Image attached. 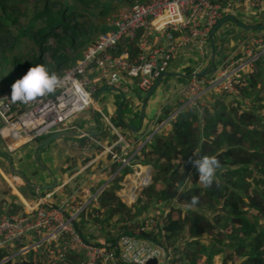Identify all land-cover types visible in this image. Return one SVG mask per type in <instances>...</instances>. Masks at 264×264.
Here are the masks:
<instances>
[{"label":"trees","instance_id":"trees-1","mask_svg":"<svg viewBox=\"0 0 264 264\" xmlns=\"http://www.w3.org/2000/svg\"><path fill=\"white\" fill-rule=\"evenodd\" d=\"M144 1L135 0L139 3ZM130 4H133V0H0V91H10L11 83L32 65L42 64L49 72L56 75L62 73L81 56L85 47L100 32L107 29L106 19L110 14L117 7ZM222 7L227 11L223 18L233 19L241 29H262L259 35L264 42L263 7L261 14H254L253 18L243 14L238 16L243 17L245 24L231 15L230 6L226 2H222ZM214 33L212 43L217 46L220 34L215 38ZM139 36L140 31L127 44L128 58L133 62H136L135 58L140 52ZM198 61L200 60L193 51H186L181 58H176L171 63L181 70L177 71V78L186 82L193 70L201 68ZM204 67L213 69L210 61L202 68ZM255 68L238 80L239 97L236 94L212 96L198 109H182L168 122L166 129L161 128L152 134L138 150L139 158L134 154L131 159L133 164L149 165L153 169L151 182L141 188L133 203L126 205L116 195L124 174L115 175L109 180L98 196L97 208L85 209L79 215L80 233L84 239H96L95 233L84 232L90 220L94 224L104 223L107 229L102 238L106 241H113L110 236L113 226L116 233H132L129 227L143 225L148 212L160 201L167 206V211L162 216L163 221L157 228L142 232L140 236L172 248V258L167 264H197L202 256L206 257V264H209L211 257L218 254L223 255L222 264H231L233 260H239V264H264V115L261 114L264 106L260 103L264 97L263 56L256 60ZM257 81H260L263 92L251 95L249 92L258 90ZM131 86L134 85L129 84L130 88ZM136 89L141 92L135 86L127 96L121 92V98L115 104L113 122L109 120L114 127H119L121 134L126 130L127 135L135 137L145 131L139 133L145 116V110L143 116H140V109L147 93L140 94L137 104L131 99L138 97L134 92ZM246 98L250 100L249 103L245 102ZM174 108L175 106L165 110L157 118V122L167 117ZM95 126L97 129L93 137L100 140L105 136L110 137L108 133H111L114 140L117 139L108 124L103 125L98 120ZM145 137L143 135L140 138L143 141ZM85 140L84 137L79 138V144L83 145ZM135 140L139 141L136 138L132 141ZM52 143L51 141L46 147H38L37 142L26 144L22 152L16 155L19 173L26 177V170L38 168L49 172L55 179V173L51 170L53 154L50 157L45 155L48 160L45 166L37 164L38 154L44 152L49 155ZM122 146L123 143H117L112 148L118 151ZM1 147L0 154L8 158L11 152ZM194 153L198 156H217V176H214L210 186L205 187L199 181L191 164ZM103 156L104 165L109 167V176L118 168L119 163L112 161L108 154ZM9 160L12 162V156H9ZM96 162L99 163L97 160ZM3 167L5 171H10ZM68 167L69 165L62 170L65 171ZM53 168L57 172V167ZM74 169L68 170V176L76 171ZM91 172L89 166L81 171L83 175ZM190 175L192 180L186 185ZM76 179L77 176L71 180V184ZM25 188L30 187L25 185ZM30 190L35 195L33 189ZM21 191L24 192L23 189ZM48 191L43 190L45 193ZM192 196L198 197L197 203H191ZM13 198L15 196L9 194L4 183L0 192V207L5 205V211L13 212ZM100 208L103 212H100ZM93 211L98 212L95 215ZM102 213L104 216L101 220ZM201 234L208 237L210 249L202 247ZM6 255L7 251L0 247V260ZM0 264L38 263L25 255L4 260ZM62 264H83V256L69 252Z\"/></svg>","mask_w":264,"mask_h":264},{"label":"built area","instance_id":"built-area-1","mask_svg":"<svg viewBox=\"0 0 264 264\" xmlns=\"http://www.w3.org/2000/svg\"><path fill=\"white\" fill-rule=\"evenodd\" d=\"M222 2L230 7L238 3L257 11L264 3L263 0H145L117 9L106 19L107 29L57 75L61 84L56 92L23 104L13 102L10 91H0L1 144L13 152L18 145L39 140L55 131L73 129L69 121L78 113L88 109L102 113L93 97L98 84L121 89L124 94L129 93V84L141 92H148L165 75L170 61L186 51L198 50L206 58L202 49L204 43L211 39L213 26L227 14ZM139 31L140 52L133 62L128 58L127 44ZM245 54L247 57L227 60L219 69L204 75L194 74L199 70H193L180 90L175 108L156 122L153 132L131 150L133 142L123 138L119 127H114L104 116L123 146L118 151L112 148L114 144L103 146L102 154L110 155L112 161L119 163L118 168L100 184L94 183V174L100 172L93 170L71 188L68 185L77 173L59 183L54 179L51 189L35 204H25L21 212L0 214V247L7 251L0 262L34 252L39 264H62L67 254L73 252L83 256V264H145L149 259H155L154 264H167L171 248L140 236L153 225L152 219L132 233H118L110 242L102 237L93 241L84 239L79 215L85 209L98 206L99 194L115 175L139 167L131 162L132 156L152 134L166 129L178 112L184 108L198 109L212 96L234 95L240 73L257 58V55L250 56L249 50ZM79 132L80 138L91 135ZM88 166L90 164L80 170ZM18 178L12 174L4 179L7 182V179L18 181ZM119 184L121 192L117 196L125 203L122 194L127 184ZM94 231L98 233L91 227L84 229L87 234Z\"/></svg>","mask_w":264,"mask_h":264},{"label":"rangeland","instance_id":"rangeland-1","mask_svg":"<svg viewBox=\"0 0 264 264\" xmlns=\"http://www.w3.org/2000/svg\"><path fill=\"white\" fill-rule=\"evenodd\" d=\"M135 3H139V2H135V0H133V4H135ZM140 3H142V2H140ZM130 5H132V4H130ZM130 5H124V6H130ZM122 7L123 6L117 7L116 10L110 14V16L112 14H114L117 11V9L122 8ZM241 8H243V10H241ZM263 8H264V3H263ZM261 10L260 11H257L256 9H250V8H246L245 6L244 7L243 6H239L238 3H235V4H233L230 7L231 15L232 16L235 15L242 22H243V17H238V16H241L243 14L244 16L253 18L252 15H254V14H257V15L258 14H261ZM243 23L245 24L246 22H243ZM222 29H224V34H223V36H220L219 35V39L221 38V40H220L221 41V44H225V46H223V45L220 46L221 44L220 45H217V46H213V44H212V42H213L212 40L213 39L212 38L211 39L208 38L205 41L204 46L202 48L204 50V53L206 54V58L202 57L200 55V53H199L198 50H194L193 52L195 54V57L198 60H200L198 62H199V65L202 68L203 66H207V64L209 62V57H210L212 48L215 47L216 52L214 50V54H218V55H216L217 56L216 57L217 60L214 59V62L213 63H210V66H213V69H219L218 67H221V65H223L225 62H227V60H230V59H238L240 57H247L248 54H245V52L247 50H249L250 53H251L250 56H253V55L256 56L257 55V58L253 61V63L251 65H249L244 71H242L240 73V77H239V79H240L243 74L245 75L251 69H256L255 68L256 67V60L260 56L261 57L262 56L264 57V42L260 38V35H261L260 32H262L263 30L262 29H258V28H254V27H251L249 29H241L239 27V25H237V24H235L233 22V19H227V20L223 21V23L216 28L215 33H214V35H215L214 37L215 38H217V35L221 33V30ZM236 36H237V39H234V37H236ZM224 40H228V41H224ZM231 40H233V41H231ZM220 41H219V43H220ZM227 42H228L229 45L226 47V45H227L226 43ZM183 55L184 54H182L179 58H181ZM172 61H170V63ZM171 65H172V63H171ZM171 67H172V69H171ZM215 67H217V68H215ZM201 68H196L195 70L198 71V70H201ZM202 69H205V67L202 68ZM167 70L168 71H166L167 72L166 75H164L162 77V79H161L160 83L158 84V86L153 89L152 94H151L150 98L147 101L148 106L151 108L150 110L153 112L151 114V116H150L151 118L149 117V113H148L149 112V108L145 105L146 108H145V116L144 117H145V119L147 121L152 120V123L154 121L153 126H151L150 125L151 123H150V124L147 125V127H145L143 129L145 131L143 133H141L140 136L139 135L137 136V138H139V141L136 142V140H135L136 143L133 141V144L130 145V150L133 149V148H135L137 144H140L142 142V139L140 137H143V135H146L147 136L151 132H153L154 128L157 125L156 124V122H157V116L155 115V111H156V114L158 115L159 112L162 110V112H161V114H162L163 112H165V110L170 109V108H173L177 104V101H178L177 98L179 97V94L181 92L180 90L183 87V85H182V87H180V84L181 83L178 82V79L175 78V74H172V72L174 73L175 71H181V70L180 69H177L176 70L174 66H169ZM179 80L181 82L182 79L180 78ZM99 85L100 84H98L97 86H99ZM256 86H257L258 90H256V91L255 90H252L251 92H249V93H251V95H255V92H258V91L260 93L263 92V89L260 88V81H257ZM133 87L134 86H131L130 92L127 93L126 96L129 95V94H131V91H132ZM97 88H99V89H97L98 91L93 94V97L96 96V101H97V104L99 105L98 107L99 108H102V110H101L102 113H100L98 111H93L92 109H88V110H86L85 112H83L81 114V116L83 118H81L80 119V122H79L80 123V126L82 128H84V127L85 128H89V130H90L89 133L93 132L94 129L95 130L97 129V126H95V124L97 123L98 120L100 122H102L103 125H105V123L108 124L106 122L104 116H106L108 118V120H110L111 122H113V120H112L113 118H112L111 115H113L114 112H115V107L114 106H115V104L117 102V99H120L121 98V91H120L121 89H114L111 86L107 87V86H104V85H101V86H99ZM236 90H237V92L235 94H236L237 97H239L240 96V89H239V83L238 82L236 83ZM134 92H138L139 93V91L137 89ZM136 96H138V94ZM175 96H177V98L174 99ZM229 96H232V95H229ZM131 99L134 100L135 98L133 97ZM245 102L246 103H249L250 100L248 98H246V101ZM260 103L264 106V97L260 101ZM257 104H258V102H257ZM152 109H155V110H152ZM96 114H97V116H96ZM161 114H159V115H161ZM261 114L264 115V108L262 109ZM75 119L76 118L74 116L70 121H73L74 122ZM142 123H141V125H142ZM141 125H140V127H141ZM78 128H79V126H77V129ZM121 130H123V129H121ZM127 133L128 132L126 130H124V133L122 134V137L123 138H126V137L127 138H132V140H134V138H136L134 135L133 136L130 135L131 136L130 137L129 135H127ZM108 134L110 135V137H108L109 138V142L114 141V138L111 136V133H108ZM44 138H45V136L42 137V138H40L39 140H43ZM74 138L75 137H65L64 139H66V140H75ZM58 140H54V141H52L53 143L50 144V148L52 150L51 149L48 150L50 152L49 155L47 153H44V152H40V154H38L39 159L43 160L42 161L43 163H45V162L47 163L48 162V160L45 157V155L48 156V157L52 156L53 151H54V144L57 143ZM103 140H101V142H100L102 145H105V146H109L110 145L108 142L105 141V139H103ZM116 140L118 141V136H117V139ZM120 143H122V142L120 141ZM68 144H70L71 146H73V143H68ZM1 145L2 144H1V141H0V147H1ZM1 148H3V146ZM101 148H102L101 146H97L95 149H101ZM0 151H2V150L0 149ZM19 152H22V149L19 150V151H15L14 153H9V156H12V164L11 163L10 164H11V166H13V168L17 167V165H18L17 164L16 155H19ZM40 155L43 156V159H42V157ZM136 155H138V157H136V158H139V154H136ZM71 156L72 155H68V153H65V158L64 159L63 158H60L59 160H57L55 162V164L57 166V172H55V168L51 167L52 173L53 172L55 173L54 175H55L56 179L58 180V182H60L62 179L66 178L68 176V174L70 173L68 171L69 169L72 170V171L75 170L74 168L77 166V163L73 164V162H71L69 160V158ZM51 159H52V162H53L54 157L52 156ZM67 165H69L68 169H66L65 171H61V175H60L58 173V167H63V166L66 167ZM139 166L141 167L142 170H145V168H147V166H149V165L143 166V165H140L139 164ZM29 169L24 172V174L26 175V177L29 180H31V179H33V180L37 179V181L40 182L42 180V176L48 177L47 175H49V177L51 178V181H52V178H54L53 176L50 175L49 172L47 173V172L43 171V169L42 170H40L38 168H36L35 170H32L31 168H29ZM149 170H150V175H149L148 183L151 182V176H152V173H153V169L152 168H150ZM127 171H129V170H126L125 171L124 178L120 182L121 183H125V185L126 184L128 185L129 178L132 177V178H135L137 180V183H139L138 178L136 176H134V172L135 171H137L138 173H142L138 169V166H135V168L134 169L132 168L129 172H127ZM122 174H123V172L121 173V175ZM21 176L23 177V175H21ZM215 176H217L216 172H215ZM107 178H108V176H107ZM28 179H26V180H28ZM191 180H192V176L190 175L188 181L186 182V185H189L190 182H191ZM101 181H99V183H97V184L102 183ZM3 188H4L3 187V184H1L0 185V189L3 190ZM141 188L142 187H139V189L136 191V195L139 194ZM50 189H51V187L47 188V190H50ZM122 189H124V186L123 185H122ZM120 192L121 191L118 190L117 191V195H120ZM43 194H45V192H43ZM31 200L34 202V198H31ZM154 207L155 208H153L151 211L148 212L147 219H146V221H149L150 219H152L153 220V225L150 227L149 230H146V232L150 231L152 228H157V225L160 224V222L163 221L162 220V218H163L162 216H164L165 213H166V211H167V206L161 204L160 201H157L156 204L154 205ZM97 212L98 211H93V214L96 215ZM100 212H103L102 208H100ZM101 216L102 217L100 219L102 220L103 219V216H104L103 213H102ZM156 216H158V218H156ZM115 225H117V224H115ZM86 226H87V228H90L91 227L92 229H95L96 232H98V233H96V235H97L96 238L103 237V234L106 232L105 230L107 229V227L104 225V223H99V224L95 223L94 224L93 221H91V220L89 222H87ZM98 227H100V228L98 229ZM138 227L139 226H137V224L131 225L129 227L130 228L129 230L131 232H133L135 230V228H138ZM93 233H95V231ZM110 234H111L110 236L113 237V239H115L116 236L118 235V233H116V228L114 226H113V229H111V233ZM201 240H202V247L204 246V247H207L208 249H210V243L208 242L209 239H208V237L205 236V234H203V235L201 234ZM205 250H207V249H205ZM25 255H26V257L32 258L36 263L39 264V261H37V258L35 256V253L34 252H29V253L22 254V255H19V256H25ZM212 258L214 259V256L211 257L209 264H213V261H212L213 259ZM197 264H206V257L205 256H202V258L198 261ZM231 264H239V263H238V260H233Z\"/></svg>","mask_w":264,"mask_h":264},{"label":"crops","instance_id":"crops-1","mask_svg":"<svg viewBox=\"0 0 264 264\" xmlns=\"http://www.w3.org/2000/svg\"><path fill=\"white\" fill-rule=\"evenodd\" d=\"M241 10H243V8H241ZM223 34H224V29L221 30L220 36H223ZM234 39H237V36L234 37ZM220 40H221V38L219 39V41ZM219 41L217 42V45H220L221 44V41H220V43H219ZM224 41H228V40H224ZM231 41H233V40H231ZM226 44H227L226 45V47H227L229 44H228V42ZM222 45L225 46V44H221L220 46H222ZM216 55H218V54H214V59L215 60H217L216 59V57H217ZM177 58H179V57H177ZM209 61H210V57H209ZM171 69H172V67H171ZM175 69L177 70L179 68L178 67H175ZM172 74H175V78L178 79V82L181 83L180 84V87H182V85H184L185 81H182L181 80V82H180V80H179L180 78H177V76H179V73L177 71H175L174 73L172 72ZM129 92H130V90H129ZM136 93L138 94V97H135L134 96V98H135L134 99V102L138 104L139 98L141 97L140 94L142 92H140V93L136 92ZM175 98H177V96H175L174 99ZM97 106H99V105L97 104ZM146 106L149 108V112L148 113H149V117H150L153 112L150 110L151 108L148 106V103L146 104ZM146 106H145V108H146ZM99 109L102 110V108H99ZM152 110H155V109H152ZM161 112H162V110L159 112V114H161ZM155 115L158 118V115L156 114V111H155ZM111 116H112V118H114L115 117V112ZM75 118L76 119L74 120V122L73 121H70V124L73 126V129H71V130H74V131H77L78 130V131H82L84 133H89V131H90L89 128H85V127L82 128L80 126V123H79L80 122V119L83 118L81 116V114L78 115V116H75ZM148 122L149 121H147L145 119V117H144V121H143V123H142V125L140 127V130H139L140 132L138 131L139 133H141V131L145 127H147ZM153 123H154V121H153ZM153 123H152V120H151V124L150 123L149 124L151 126H153ZM77 126H79L78 129H77ZM94 133H96V130L95 129H94L93 132H91V135H90L91 137L89 136V138H88L86 136H83L86 139L85 140V143L83 145H80L79 144L78 139L80 137H75L74 138L75 140H66L64 138H61V139L58 140L57 143L54 144V151H53L54 159H53V162H52V166L53 167H57L56 164H55V162L57 160H59L60 158H63V159L65 158V153H68V155H72L71 156L72 158L70 157L69 160L71 162H73V164L77 163V166L75 167L76 168V171L74 172V174L77 173V179H76V182H74L73 184H69L68 185L69 188L73 187L75 185V183L79 182V180H82V178L87 177L86 174L83 175V173H81L83 175V176H81V174L78 173V172L79 171L81 172L80 168H83L84 166H86L88 164H90L89 167L91 168V170H93V171H99L100 172L98 174H94V183H97V182H99L101 180H102L101 182H103L106 179H108L107 178V172L109 170V167H107L106 165H104L105 164V158L103 156V155H107V154H105V153L102 154V148L101 149H95L93 146L99 145V146L103 147L105 145H102L100 143L101 140L105 139V141L107 142V141H109V138H108V136H105V137H103V138H101L99 140L98 138L92 136ZM126 139H128V140L130 139L132 141V138H127L126 137ZM136 139H139V138L136 137ZM40 141L41 140H35V141H31V142H27V143L21 144L22 146L21 145H18V147H16L15 150H19L20 148L23 149L24 147H26V144L30 145V144H34V143L37 142V145H38ZM68 143H73V146H71ZM117 143H120V141L114 140L110 144H114L115 145ZM7 152H9V151H7ZM11 153H14V151L11 152ZM90 154H93V156H89ZM41 157H42V155H41ZM42 159H43V157H42ZM96 160L99 161V163H97ZM42 161L43 160L39 159L38 162H37V164L40 165V166H45V164H47V163L46 162L43 163ZM10 163L12 164V162L9 160V157L6 158V156L0 154V176H1L0 185L3 184V187H4V183H5L6 187L8 188L9 194L15 196V198H13V201H12L13 205H15V208L12 207V209H14L13 212H8V211H5V205H3V206L0 207V214H3V213L10 214V213H17V212L23 211L25 209L24 208L25 207V204L26 205L35 204L36 202H38L40 200V197H42L44 195V194H42V191L45 188L42 189L41 187H44V186L52 187L54 185V178H52V181H51V178L49 177V175H47L48 177L43 176V178L41 180L42 182L40 181L41 183L39 181H36V180L33 181V179H31L30 181H28V180H26V177H24V176L22 177L20 173L14 172L12 170V168H11L13 166H11ZM3 166L9 168L10 171H5ZM62 168H64V166L63 167H58V173L60 175H61V171H63ZM12 174L17 175L19 177L18 178V181H13V180L10 181L9 179H7V182H6L4 178H7L8 176H10ZM57 183H59L58 180H57ZM25 185H27L31 189H33L35 195H32L30 188L29 189L25 188ZM133 186H134L133 181L132 182L129 181V183L127 185V188L125 190H123L122 196L124 197V199L126 201L125 202L126 205H130L132 203V201H129V195L132 194V188H133ZM21 189L24 190L23 193H22ZM0 192H1V189H0ZM116 195H117V191H116ZM31 198H34V202L31 200ZM170 256H171V254H170ZM176 257L177 256L175 255L174 256V260H176ZM171 258L172 257H169L168 262L171 260ZM222 259H223V255L222 254L214 255V259L212 260L213 261V264H222ZM239 262L240 261L238 260V263Z\"/></svg>","mask_w":264,"mask_h":264},{"label":"clouds","instance_id":"clouds-1","mask_svg":"<svg viewBox=\"0 0 264 264\" xmlns=\"http://www.w3.org/2000/svg\"><path fill=\"white\" fill-rule=\"evenodd\" d=\"M202 70V69H201ZM61 84L60 78L54 73L49 72L42 64L32 65L28 70L14 80L10 85V99L13 102L27 104L37 97L50 95L56 92ZM191 164L198 174L199 181L205 186L213 183L219 161L216 155L198 156L193 154ZM198 201L197 196L191 197V203Z\"/></svg>","mask_w":264,"mask_h":264},{"label":"water","instance_id":"water-1","mask_svg":"<svg viewBox=\"0 0 264 264\" xmlns=\"http://www.w3.org/2000/svg\"><path fill=\"white\" fill-rule=\"evenodd\" d=\"M231 17V16H230ZM225 19L223 18L222 20H220L219 22H217L213 28L211 29L210 31V37H212V34L214 33V31L216 30V28L218 26H220L223 21ZM213 44V43H212ZM214 61V49L212 48V51H211V55H210V62L213 63ZM212 71V68L209 69V68H205V69H202V70H199L198 72H195L194 74H197V75H204V74H207V73H210ZM160 82V79H158L155 84L153 85V88L151 90H149L145 96V100L142 102V105H141V109H140V116L142 117L143 114H144V110H145V105H146V101L150 98L151 94H152V91L155 87L158 86ZM94 101H96V96L94 97ZM81 135V132L79 131H74V130H59V131H55V132H52L51 134L47 135L43 140H41L38 144V147H46L51 141H54V140H58V139H61V138H65V137H79ZM148 169H150L151 167L150 166H147ZM12 170L14 172H17L19 173V170L18 169H15L13 167H11ZM148 182L144 185H142L141 187L147 185ZM42 189H47L49 188V186H44V187H41ZM155 263V259H149L145 262V264H154Z\"/></svg>","mask_w":264,"mask_h":264},{"label":"bare ground","instance_id":"bare-ground-1","mask_svg":"<svg viewBox=\"0 0 264 264\" xmlns=\"http://www.w3.org/2000/svg\"><path fill=\"white\" fill-rule=\"evenodd\" d=\"M80 115L79 113L76 114L75 116ZM138 169L142 172V173H138L137 171L134 172V176H136L139 180V183H137V180L135 178H129V181H133L134 186L132 188V194L129 195V201H133L136 197V191L139 189V187H141L142 185L146 184L149 180V175H150V170L147 168H145V170H142L141 167L139 166ZM132 179V180H131ZM136 181V182H135Z\"/></svg>","mask_w":264,"mask_h":264}]
</instances>
